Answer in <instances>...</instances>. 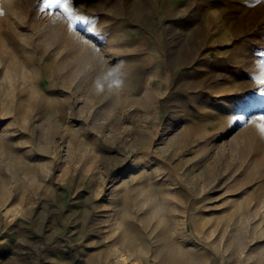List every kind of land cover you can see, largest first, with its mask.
Segmentation results:
<instances>
[{
	"label": "rangeland",
	"instance_id": "1",
	"mask_svg": "<svg viewBox=\"0 0 264 264\" xmlns=\"http://www.w3.org/2000/svg\"><path fill=\"white\" fill-rule=\"evenodd\" d=\"M70 8L0 0V264H133L121 201L156 195L180 264H264V0Z\"/></svg>",
	"mask_w": 264,
	"mask_h": 264
},
{
	"label": "bare ground",
	"instance_id": "2",
	"mask_svg": "<svg viewBox=\"0 0 264 264\" xmlns=\"http://www.w3.org/2000/svg\"><path fill=\"white\" fill-rule=\"evenodd\" d=\"M59 29L60 28H58V30ZM156 196L155 197L125 196L122 199L121 201L122 210L125 215L120 219L118 223L117 226L118 233L116 234V239L114 240V244L117 247L116 256L118 257L117 259L119 262L125 263V261L129 256L134 260H136V262H134L133 264H161V260H160L161 258L164 260L165 264H180L179 258L181 256L183 257L185 255H188V257L190 256L189 251L183 249L184 244L175 241L173 235L175 231L173 232L174 229L172 230L173 220L170 215V211H171L170 204L160 201L161 199L157 198ZM152 214H158L160 215L161 218L156 219L154 220V222L150 223L148 221V217ZM163 235L164 237H162ZM237 241L239 242V240ZM242 242L243 240H241V243ZM234 251L232 253H234ZM230 253L229 255H232ZM189 258H193V257L191 256ZM227 260H231V259H227ZM192 261L190 262V264L192 263Z\"/></svg>",
	"mask_w": 264,
	"mask_h": 264
},
{
	"label": "snow or ice",
	"instance_id": "3",
	"mask_svg": "<svg viewBox=\"0 0 264 264\" xmlns=\"http://www.w3.org/2000/svg\"><path fill=\"white\" fill-rule=\"evenodd\" d=\"M73 0H43V7L45 9H54L57 10V15L60 14L62 11L71 21L73 25L82 24L86 25L88 23V19L84 16L74 15L70 5L72 4ZM0 14H2V9H0ZM86 31H91L90 28H85ZM264 83V79L261 80ZM237 120H243L245 117L238 116L236 117ZM254 119L261 121L259 124L260 131L264 133V114L255 116Z\"/></svg>",
	"mask_w": 264,
	"mask_h": 264
},
{
	"label": "clouds",
	"instance_id": "4",
	"mask_svg": "<svg viewBox=\"0 0 264 264\" xmlns=\"http://www.w3.org/2000/svg\"><path fill=\"white\" fill-rule=\"evenodd\" d=\"M115 83L116 84H120V83H122V81H120V80H117V81H115ZM101 85L100 84H97V91L99 92L100 90H101Z\"/></svg>",
	"mask_w": 264,
	"mask_h": 264
}]
</instances>
